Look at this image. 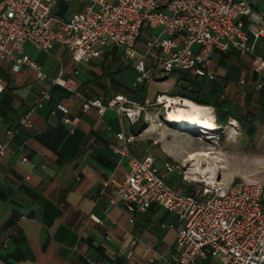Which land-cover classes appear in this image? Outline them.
Masks as SVG:
<instances>
[{
    "label": "crops",
    "instance_id": "obj_1",
    "mask_svg": "<svg viewBox=\"0 0 264 264\" xmlns=\"http://www.w3.org/2000/svg\"><path fill=\"white\" fill-rule=\"evenodd\" d=\"M247 1L250 13L244 18L245 28L251 40L253 33L262 32L255 47L264 59V0ZM83 7L61 4L57 15L66 18L72 9ZM148 35L144 31L137 42V58ZM97 49L98 57L74 62L60 44L48 51L26 45L27 55L47 76L61 72L70 88L41 81L27 68L13 72L10 64L0 62V143L6 142L7 130L14 132L0 159V264H173L177 219L171 212L153 205L133 216L119 202L110 203L115 188L104 183L122 179L127 171L117 154L118 115L112 109L103 115L80 109L83 99L106 103L117 95L133 103L147 102L148 94L141 93L145 82L162 74L163 83L171 73L153 72L139 81L135 59H123L121 50ZM252 61V54L216 50L208 66L213 80L173 72L171 94L162 98L194 103L179 95L186 87L208 104H224L229 114L224 129L248 124L264 127V72H255ZM43 91L50 92V99L37 106ZM57 105L78 118L73 129L62 123ZM201 107L215 116L212 106ZM25 117L31 127L20 125ZM150 117L147 114L145 122L128 124L127 134L134 139L131 154L177 157L184 146L162 142L153 131L157 134L169 128L153 123ZM198 264L218 262L208 259Z\"/></svg>",
    "mask_w": 264,
    "mask_h": 264
},
{
    "label": "built area",
    "instance_id": "obj_2",
    "mask_svg": "<svg viewBox=\"0 0 264 264\" xmlns=\"http://www.w3.org/2000/svg\"><path fill=\"white\" fill-rule=\"evenodd\" d=\"M61 4L84 7L60 18ZM249 13L247 0H0V62L10 64L13 72L33 70L39 80L63 88H70L69 80L61 72L47 76L27 55V44L42 51L60 44L74 62L98 57V46L121 50L123 59H135L139 81L153 72L177 71L213 80L215 75L208 66L216 50L252 54L253 70L262 73L264 59L255 47L262 32L253 33L251 40L244 24ZM144 31L149 35L137 58V42ZM49 99L50 92L43 91L36 105ZM80 109L99 115L112 109L118 115L117 154L127 171L122 179L104 183L115 188L110 203L119 202L133 216L153 205L171 212L177 219L173 264L208 259L218 264H264V181L233 182L226 190L213 195L206 191L205 197H196L170 183L177 164L158 165L152 155L139 158L131 154L134 139L127 134V126L140 119L142 107L117 95L106 103L83 99ZM56 110L62 113V123L73 129L78 118L62 105ZM19 123L31 127L27 117ZM13 136L7 130L6 142L0 143V159Z\"/></svg>",
    "mask_w": 264,
    "mask_h": 264
},
{
    "label": "rangeland",
    "instance_id": "obj_3",
    "mask_svg": "<svg viewBox=\"0 0 264 264\" xmlns=\"http://www.w3.org/2000/svg\"><path fill=\"white\" fill-rule=\"evenodd\" d=\"M174 80L173 72L163 83L162 74H154L145 82L141 92L148 94V97L145 96L148 101H134L142 107L139 120L145 122L149 114L150 121L159 125L164 123V126L169 128L157 134V131H153L154 135L160 136L162 142L185 148L175 158L165 156L156 159L158 165L170 162L179 166L170 179L172 186L196 197H205L206 191L213 195L219 192V189L226 190L233 182L264 181V127H253L252 124H248L244 127L239 126L240 128H222L216 132L198 130L182 132L175 129V126L167 124L163 118L167 113V107L158 99V96L162 97L163 94H171ZM208 115L215 119L214 115ZM204 137L207 140L202 141ZM195 150L210 152L213 156V166L205 157L190 161L188 157ZM215 167H219L218 171L210 170ZM195 168H199V171L194 170ZM208 182L215 184L209 185Z\"/></svg>",
    "mask_w": 264,
    "mask_h": 264
},
{
    "label": "bare ground",
    "instance_id": "obj_4",
    "mask_svg": "<svg viewBox=\"0 0 264 264\" xmlns=\"http://www.w3.org/2000/svg\"><path fill=\"white\" fill-rule=\"evenodd\" d=\"M161 100H164L167 107V113L165 115L166 122L167 124L169 123L175 126V129L182 132L190 130L216 132L220 130V127L216 124L214 119L208 115L207 108L188 101L171 99L168 97H161ZM201 140H207V138L204 137ZM199 157L207 158L209 164L213 166V156L208 151H192L188 158L190 161H195ZM218 169L219 167H215L210 170L218 171ZM194 170L199 171V168H195ZM208 184L214 185L215 182H208ZM220 191L221 189H219V192Z\"/></svg>",
    "mask_w": 264,
    "mask_h": 264
},
{
    "label": "trees",
    "instance_id": "obj_5",
    "mask_svg": "<svg viewBox=\"0 0 264 264\" xmlns=\"http://www.w3.org/2000/svg\"><path fill=\"white\" fill-rule=\"evenodd\" d=\"M185 91V92H183ZM191 93V91H190ZM186 91V87H183L182 90L179 92V95H181L182 98H186L191 100L192 102L201 105V106H212L215 109V121L216 124L223 128L227 125L228 123V119H229V114L228 112L224 111V104H218V103H214V104H208L204 99L200 98L199 96H194L192 94H190Z\"/></svg>",
    "mask_w": 264,
    "mask_h": 264
}]
</instances>
